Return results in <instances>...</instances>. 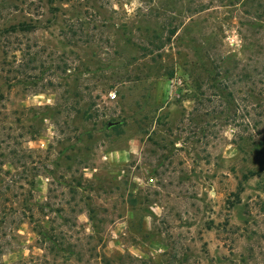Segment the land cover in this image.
<instances>
[{"label":"rangeland","instance_id":"obj_1","mask_svg":"<svg viewBox=\"0 0 264 264\" xmlns=\"http://www.w3.org/2000/svg\"><path fill=\"white\" fill-rule=\"evenodd\" d=\"M263 12L0 0V264H264Z\"/></svg>","mask_w":264,"mask_h":264},{"label":"trees","instance_id":"obj_2","mask_svg":"<svg viewBox=\"0 0 264 264\" xmlns=\"http://www.w3.org/2000/svg\"><path fill=\"white\" fill-rule=\"evenodd\" d=\"M260 17H264V12H263V15L261 14ZM81 23V21H69V25H68V29L70 30V35L72 34V36H75L77 35V32L80 30L82 31V29H80L78 27V24ZM37 26H35L33 23H29V22H19L18 24H13L11 26H9L7 29H6V35L7 37L8 36H15V35H23V34H30V33H33L36 31V28ZM177 32L178 30L174 29L172 30L171 32H169V36H167L166 38V41H171V38L172 37H175L177 35ZM156 41L159 40V43L160 44H164L163 40L164 38L161 37V35H156ZM156 44L155 41H151V40H148L147 41V46H154ZM163 44L161 46H159V48L161 49L163 47ZM156 48H158V46H155ZM147 49V48H145ZM207 57H209L207 55ZM7 61L4 60L2 61V65L4 66H7ZM185 69V72L188 74L191 82L193 83V86L195 87V89L197 91H201L202 88H203V84L206 82V80L209 82L210 85H214V83L217 82V77L215 75V68H209V69H206L205 66H204V71H203V74H207V79L205 81H201V78L203 77V74H201V71L198 64L196 63H193L191 62V64L189 65V67H186L184 68ZM218 73H221L223 74L224 76H227L229 74V71L227 69H225L224 71L220 70V72L218 71ZM174 76V70H172L169 74H167V78L170 80L172 79ZM8 82H9V79H8ZM232 97L231 93H229L227 95V101H229V98ZM0 99H4V94H3V91H2V86L0 85ZM112 128H116L115 127H112ZM110 128V129H112ZM255 175V172H249L248 174H245L243 176L244 180H249L250 178L254 177Z\"/></svg>","mask_w":264,"mask_h":264},{"label":"water","instance_id":"obj_3","mask_svg":"<svg viewBox=\"0 0 264 264\" xmlns=\"http://www.w3.org/2000/svg\"><path fill=\"white\" fill-rule=\"evenodd\" d=\"M110 126H112V124H110Z\"/></svg>","mask_w":264,"mask_h":264}]
</instances>
